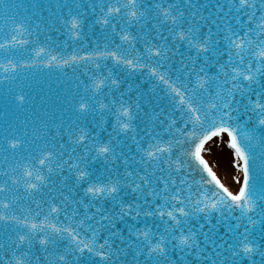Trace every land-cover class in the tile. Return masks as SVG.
Masks as SVG:
<instances>
[{
	"label": "snow or ice",
	"instance_id": "obj_1",
	"mask_svg": "<svg viewBox=\"0 0 264 264\" xmlns=\"http://www.w3.org/2000/svg\"><path fill=\"white\" fill-rule=\"evenodd\" d=\"M0 264H264V0H0Z\"/></svg>",
	"mask_w": 264,
	"mask_h": 264
},
{
	"label": "water",
	"instance_id": "obj_2",
	"mask_svg": "<svg viewBox=\"0 0 264 264\" xmlns=\"http://www.w3.org/2000/svg\"><path fill=\"white\" fill-rule=\"evenodd\" d=\"M23 2L25 4V6H27L31 2V0H23ZM37 23H40V22L37 21ZM40 30L42 32V35H41L42 41L44 39V35H48L51 37V39H49L47 41L48 44H51L53 40H55L56 44H58L60 37L63 36L59 33H46L44 31L43 25H41ZM66 39H67V37H64L63 41H65ZM41 46H43V44ZM63 70L65 72H67L66 68H63ZM44 71H45V69H44ZM56 77H57L56 75L51 77L50 82L54 83ZM33 95L35 96V93H33ZM28 107H29V109H31V105H29ZM29 115H30V113H29ZM177 126H179V124ZM226 139H227V137H225V140ZM210 147L213 149V151L208 152V150L206 148L205 153H204L205 159L208 160L209 165L217 173L218 177L222 180V182H224L226 184V186H228L230 188V190H232L233 192L237 191L239 185H236L232 180V175L235 173V169H233L232 165H231V161H232L231 149H229L223 145L218 146L215 143L210 145ZM46 211L47 210L45 208V212ZM61 219H63V217H61Z\"/></svg>",
	"mask_w": 264,
	"mask_h": 264
}]
</instances>
